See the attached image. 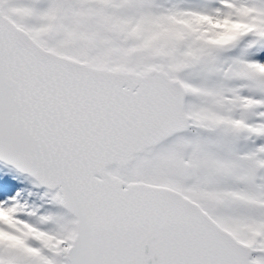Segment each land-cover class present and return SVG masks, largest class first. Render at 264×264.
<instances>
[{"label": "snow or ice", "instance_id": "obj_1", "mask_svg": "<svg viewBox=\"0 0 264 264\" xmlns=\"http://www.w3.org/2000/svg\"><path fill=\"white\" fill-rule=\"evenodd\" d=\"M0 264H264V0H0Z\"/></svg>", "mask_w": 264, "mask_h": 264}]
</instances>
